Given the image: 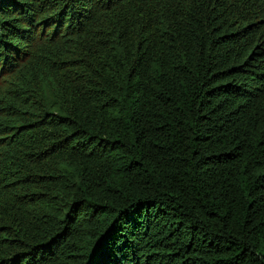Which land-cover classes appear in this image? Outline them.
<instances>
[{
	"label": "trees",
	"instance_id": "16d2710c",
	"mask_svg": "<svg viewBox=\"0 0 264 264\" xmlns=\"http://www.w3.org/2000/svg\"><path fill=\"white\" fill-rule=\"evenodd\" d=\"M0 264H264V0H0Z\"/></svg>",
	"mask_w": 264,
	"mask_h": 264
}]
</instances>
